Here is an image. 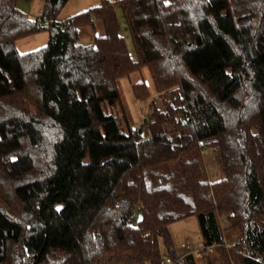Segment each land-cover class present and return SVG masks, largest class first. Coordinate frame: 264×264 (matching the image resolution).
<instances>
[{
  "label": "trees",
  "instance_id": "16d2710c",
  "mask_svg": "<svg viewBox=\"0 0 264 264\" xmlns=\"http://www.w3.org/2000/svg\"><path fill=\"white\" fill-rule=\"evenodd\" d=\"M18 1L0 0V264H264V0H103L62 22L71 0L37 20ZM43 31L44 48L18 51ZM137 75L139 127L119 90ZM193 217L202 245L183 254L169 228Z\"/></svg>",
  "mask_w": 264,
  "mask_h": 264
},
{
  "label": "rangeland",
  "instance_id": "374dc122",
  "mask_svg": "<svg viewBox=\"0 0 264 264\" xmlns=\"http://www.w3.org/2000/svg\"><path fill=\"white\" fill-rule=\"evenodd\" d=\"M87 0H71L69 4L61 11L58 16V21L62 22L72 16H75L81 12H85L94 7H98L99 5H88ZM91 1V0H90ZM103 0H101L102 3ZM117 0H111V2ZM18 8L23 12L27 13L32 19H39L43 9H44V0H19L17 4ZM117 16L121 24L120 34L125 40L129 53L134 61H137V55L134 49V44L131 38V34L126 26L122 13L120 9H117ZM46 24V23H45ZM44 24V25H45ZM49 24V23H48ZM98 25V33H104V30L101 28L100 23ZM96 33L93 32L92 29L86 28L82 31L80 36V44L82 45H90L93 43ZM48 43V33L43 31L33 36L24 37L18 40L17 49L22 54H27L30 52L38 51L44 48ZM142 78L140 76H133L131 79L121 80L119 83V90L124 101L125 107L128 113L131 116L132 121L135 123L137 127L140 126V121L147 117L150 113V104L151 99L146 102L136 101L132 98L131 94V86L132 84L141 81ZM145 80L150 85L151 90L154 95V91L152 89V80L147 72H145ZM104 113L106 115H120L121 111L119 107H110L107 105L103 106ZM204 159L206 164V169L208 173L209 183H215L220 181L223 175L222 165L220 163V151L218 145L215 141L204 146ZM221 225L224 231V235L229 238V241L234 243L236 240V230L230 229L229 223L226 221L225 217L221 218ZM170 234L172 236L174 247L181 253L184 254L183 245L193 247L195 249L201 247L202 245V237L200 233L199 224L196 218H189L184 221H179L173 223L169 228ZM161 252L162 255L166 254L165 245L161 242ZM165 264H173L165 259ZM198 264H203V262H198Z\"/></svg>",
  "mask_w": 264,
  "mask_h": 264
},
{
  "label": "built area",
  "instance_id": "2783aa9c",
  "mask_svg": "<svg viewBox=\"0 0 264 264\" xmlns=\"http://www.w3.org/2000/svg\"><path fill=\"white\" fill-rule=\"evenodd\" d=\"M45 26H46V28H48V27H49V24L46 23ZM203 154H204V151H203ZM135 219H136V214L134 213V214L132 215V218L130 219L129 223H130V224H133L134 221H135ZM238 243H239V240H237L235 243H229V242H227V243L225 244V246H226V248H231V249H232V248H235V247L237 246ZM183 248H188V246L183 245Z\"/></svg>",
  "mask_w": 264,
  "mask_h": 264
},
{
  "label": "crops",
  "instance_id": "0c3cea01",
  "mask_svg": "<svg viewBox=\"0 0 264 264\" xmlns=\"http://www.w3.org/2000/svg\"><path fill=\"white\" fill-rule=\"evenodd\" d=\"M108 1H111V0H108ZM86 2H88V5H99V4H101V0H91V1L87 0Z\"/></svg>",
  "mask_w": 264,
  "mask_h": 264
},
{
  "label": "water",
  "instance_id": "95a60500",
  "mask_svg": "<svg viewBox=\"0 0 264 264\" xmlns=\"http://www.w3.org/2000/svg\"><path fill=\"white\" fill-rule=\"evenodd\" d=\"M143 220V217L140 215L138 218V222L140 223Z\"/></svg>",
  "mask_w": 264,
  "mask_h": 264
}]
</instances>
